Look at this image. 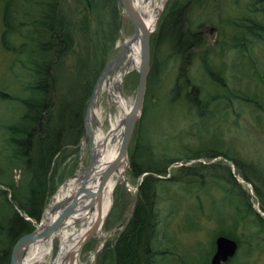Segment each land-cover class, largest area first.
<instances>
[{
  "label": "rangeland",
  "instance_id": "374dc122",
  "mask_svg": "<svg viewBox=\"0 0 264 264\" xmlns=\"http://www.w3.org/2000/svg\"><path fill=\"white\" fill-rule=\"evenodd\" d=\"M38 1L40 8L37 10L42 12L47 0ZM196 1L198 0H167L161 12L162 18L155 29L156 37L165 21L171 22L173 19V23L178 24L182 20L184 30L189 28L190 33H204L205 44H198L185 53L186 60L174 55V42L170 40L152 46L151 76L149 73L142 116L133 129L128 151L133 152L141 136L142 144L148 146L159 160L181 159V162L170 165L165 179L182 164L190 166L204 162L229 167L235 174L244 198L248 197L251 208L264 218L261 210L263 203L256 197L253 186L244 181L231 161L233 159L251 164L264 174V41L255 42L247 52H240L241 49L234 47L238 44L235 40L248 37L242 29L235 26V22L241 25V20L246 16H255L250 12L254 0H199L195 3ZM6 4L9 5L5 14L7 18L4 15ZM177 4L183 5L182 13H174ZM10 5L9 0H0V92L13 99L0 101V128L7 127L20 118L25 111L20 101L29 96L28 88L33 84L29 64L23 63L30 49V38L27 36L30 27L22 26L21 34H18L19 19L23 22L27 18H24L25 14L20 17L13 13L14 7ZM85 5L84 0H64L58 6L57 16L60 14L67 23L63 38L70 48L61 52L55 50L58 52L57 58L61 57L62 64L48 67L52 106L58 99H69L68 90L75 81V68L80 67L82 59L87 60L90 65H96V68L104 66L118 53L119 43L128 41L133 33L131 23L122 7L115 5V0H89L90 9ZM167 6L171 14H168ZM39 16L43 18V15ZM257 20L262 18L257 16ZM6 22L12 24L10 31L6 30ZM53 29L50 42L55 44L52 46L54 52L58 44L55 35L58 36L61 29L57 25ZM22 31H26V34ZM161 31L163 33L164 29ZM52 33L55 36L53 38ZM40 40V43L49 40V35L42 36ZM22 45L21 53L16 52ZM185 61L190 64L186 72H183L186 79L180 75ZM203 62L222 85L219 86L218 81L215 80L216 83L212 80L214 78L205 73ZM97 71L87 75L85 79L83 76L78 79L79 93L85 87L88 90L91 81L98 77ZM186 80L189 81L187 85ZM118 84H122L119 88L122 87L123 97L131 104L130 100H134L138 84L135 69H131ZM81 97L78 95L79 99ZM99 99L101 101L99 100L96 109L100 113V121H96L95 125L92 123V127L95 132L100 130L108 135L119 111L113 105L114 99H107L106 95ZM196 100L200 103L198 106L201 105L199 108L195 105ZM45 123H49L47 118L41 121L42 133L46 131ZM3 131L0 130V168L7 164L6 150L2 149ZM82 138L83 136L75 153L71 151L73 148L70 144L65 145L62 155L53 160L49 171V186L54 187V193L48 200L42 219L46 211L51 209L50 205L63 185L74 176L82 174L89 165V148H94V143L89 146L86 140L84 147H81ZM194 153L202 156L186 160ZM214 153V157H207ZM128 161L129 156L124 171L127 186L121 178L114 188L111 207L102 228L82 244L78 258L81 264H114L111 246L120 235L134 204L133 196L146 175L144 173L139 178L132 176ZM20 176L21 171L15 169L13 178L16 182ZM156 202L159 235L155 244L160 254L153 257V264H209L214 254L213 241L220 235H229V238L238 243L230 264H264V231H259L251 221H240L235 215V198L211 187L197 189L159 183ZM82 225V222H77L73 227H66L63 232L56 233L51 240L48 257L36 264H53L58 256L62 234L72 233L73 229L77 231ZM3 242L2 239L0 251L3 249ZM99 244L102 247L107 245L102 250ZM97 246L101 248H98L99 251L94 256V248ZM26 254L27 252L24 259Z\"/></svg>",
  "mask_w": 264,
  "mask_h": 264
},
{
  "label": "trees",
  "instance_id": "16d2710c",
  "mask_svg": "<svg viewBox=\"0 0 264 264\" xmlns=\"http://www.w3.org/2000/svg\"><path fill=\"white\" fill-rule=\"evenodd\" d=\"M58 1H45L47 5H43L44 11L41 12V10H37L40 8V1L38 0H9L12 4L10 6L14 7L13 13L20 17L26 15L24 18H27L23 22L19 19L18 34H21L22 26L28 25L30 27L27 31V36L30 38L28 40L30 49H28L29 54L23 63L29 64L33 84L28 88L29 96L22 102L20 101L25 107L20 118L11 125L5 126L6 128H0L1 131L6 132L3 131L4 145L2 149L6 150L5 160L7 162L4 168H0V187L2 188H0V242L2 239L5 242V245L3 242V249L0 251V264H9L10 253L15 242L21 236L31 233L41 221L48 200L54 193V187L49 186V171L53 160L62 155L65 145L70 144V147L73 148L71 151L76 152L83 134L82 121L85 109L91 89L96 81V79L91 81L88 90L85 87L79 93L78 79L82 76L85 79L87 75L94 74L96 70H98L97 75H99L103 67L101 65L96 68V65H90L87 60L82 59L80 67L76 66L75 68V81L73 87L68 90L69 99L66 97L58 99L57 103L52 106L51 82L47 71L49 66L62 62L61 57L58 60L54 57L50 42V34L54 31V25L60 17V15L57 16ZM197 2L199 0L195 3ZM251 7L250 12L255 16H246L241 20V25L235 22V26L242 29L248 36L235 40L238 44H235L234 47L241 49L240 52H247L255 42L264 41V0H254ZM8 8L9 5L6 4L4 15ZM181 11H183V5L177 4L174 13H182ZM168 14H171V11ZM39 15H43V18L41 19ZM6 16L5 18H7ZM257 16L261 17L262 20L256 21ZM7 22L6 27L8 28L6 30L10 31L12 24ZM165 22L160 33H158L159 36L151 45L158 46L164 41L170 40V42H174V55L182 59L184 57L186 60L185 53L194 49L198 44L201 46L205 44L204 36L201 33L184 32L182 20L178 24H174L173 19L171 22ZM162 29H164L163 33ZM23 33L25 35L26 31ZM48 35L49 40L40 43L42 36ZM23 46H20L16 52L21 53L20 49ZM188 66L190 64L186 63L180 70L181 77L184 76L183 78H185L183 72H186ZM203 66L206 70L205 73H208L210 78H214L212 80L218 81L219 83L215 82L219 86L222 85L212 75L207 64L203 62ZM188 82L186 80L185 85ZM78 95L82 96L81 99L78 98ZM11 100L13 99L10 96L0 92L1 102ZM250 102L247 101V103ZM199 104L196 100L195 105L198 108L201 106H198ZM42 115H45L44 118L49 120L47 125L45 123L46 131L44 130V133L40 132L38 124ZM215 155L216 153L207 155V157H214ZM201 156L199 153H194L186 160ZM129 158L131 175L136 178L144 175V173L146 175L137 188V203L133 216L111 249L114 264H153V257L160 254L155 244L159 235L156 202L159 183L179 184L185 188H215L237 200L235 215L239 217L240 221H251L259 231H264V219L251 208L247 201L248 197L247 199L244 198L243 192H241V188H239V184L229 167L220 164L218 166L217 164L203 165L200 163L190 166L182 164L165 179L170 165L181 162V159L159 160L149 150L148 146L142 144L141 136L137 140L133 152H129ZM231 161L244 181L253 186L256 197L263 203L261 210L264 213V174L251 164L240 163L233 159ZM15 169L21 171L20 179L17 182L13 178ZM226 237L231 236L227 235Z\"/></svg>",
  "mask_w": 264,
  "mask_h": 264
},
{
  "label": "water",
  "instance_id": "95a60500",
  "mask_svg": "<svg viewBox=\"0 0 264 264\" xmlns=\"http://www.w3.org/2000/svg\"><path fill=\"white\" fill-rule=\"evenodd\" d=\"M85 6L90 9L89 0H84ZM116 4H120L123 11L125 12L128 20L130 21V25H132L134 33L130 40V43L138 42L140 46V54H139V67L137 69L138 73V84L136 88L134 103L131 109L124 115L123 119H121L120 127L122 129V143L118 150L117 157L110 162L104 169V171L100 174L98 178V184L95 188H92L91 184L94 182L93 173V163L95 161L94 153H92V148H89L90 158L89 165L87 169L81 174V181L79 183L78 189L70 194L69 197L63 199L62 201L55 204L52 207L51 211H57L56 218L47 224L44 222H40L39 227L34 229L29 234H25L20 237L12 247L9 264H23V255L25 251L33 246L34 244L39 243L41 240L52 237L56 232L60 231L63 227H65L66 223L75 215L78 216L79 211L84 214H90L94 209L99 210L101 206V202L103 199V192L105 187L107 186L111 178L116 175L119 170L122 168L123 164H127V151L129 148V143L131 141V136L133 133V129L138 123L139 119L142 116V107L143 101L145 97V90L147 85V79L149 77V57H150V37L151 30L147 28L142 19L133 7V0H116ZM162 10H158V19L161 15ZM212 32V30H211ZM129 45V44H128ZM129 46H125L124 50L120 54V58L118 62L115 64L113 61L108 62L100 76L98 77L94 87L90 99L88 100V105L85 111L84 117V134L86 140L89 143V146L92 144V136L90 134V113L92 107L95 104V101L98 97L101 84L103 80L116 68L119 67L120 63L123 60L125 50L128 49ZM45 115L41 116V119H44ZM39 124V128L41 126V121ZM124 173L122 174V177ZM92 177V178H91ZM91 186V187H90ZM135 203V202H134ZM80 214V213H79ZM100 225V221H96L85 233V237L83 238L81 245L90 238L97 230ZM215 242V252L210 260V264H224L232 258L237 250L236 242L228 239L224 236H219L216 238ZM70 254V253H69ZM70 260L73 259L72 254L68 257ZM67 259V257L65 258ZM72 264V263H71Z\"/></svg>",
  "mask_w": 264,
  "mask_h": 264
},
{
  "label": "bare ground",
  "instance_id": "6f19581e",
  "mask_svg": "<svg viewBox=\"0 0 264 264\" xmlns=\"http://www.w3.org/2000/svg\"><path fill=\"white\" fill-rule=\"evenodd\" d=\"M167 0H134L133 5L135 9L141 14L143 17V20L145 22V25L149 27V30L153 31L155 30L156 24H157V12L159 9L163 7V4ZM127 42V41H126ZM119 43V51L126 43ZM133 47V52L137 56L139 54V45H131ZM118 51V53H119ZM118 53L111 58V60L115 61L118 58ZM60 64L56 63L54 64L56 66H60ZM53 65V66H54ZM116 83H119L117 81ZM113 87V85L111 86ZM110 87V88H111ZM112 99L118 101L115 102L113 105L116 106L118 109L122 107L126 112H128L129 109L133 106L134 100H130L131 104L128 103L126 98L123 97L122 91H120L119 98L117 99L116 94L111 95ZM91 113L89 115L90 117V134L92 136V142L94 143V148H92V153H94L95 161L93 163V173L94 175V182L91 184L92 188H95L98 184V178L100 177V174L104 171L105 167L112 162L118 155L119 147L122 143V129H117V125L111 126V132L108 135H104L101 131L96 132L95 134L92 133L91 128V122H93V116L95 115L94 108L90 110ZM121 114V111L118 112V116ZM92 119V121H91ZM98 121H100V117L98 118ZM84 134V127H83V134ZM113 143V145H112ZM86 144L85 136H83L80 146L84 147ZM82 154H84V149H82ZM129 156V151H127V157ZM127 164L124 165V167ZM124 167L121 168V170L114 175L111 180L106 183L107 186L105 187V190L103 192V199L101 202L100 209H94L90 214H84L81 211H79L78 216H73L63 227L60 231L63 232L66 227H73L74 224L77 222H82L83 227L76 231V229H73L74 231L72 233H66L64 232L62 234V242L60 245V249L58 251V256L56 261L53 264H80L79 263V251H80V244L85 237V233L87 230L96 222L100 221L102 223L107 216L110 207H111V195L116 187V185L119 183L121 179V174L124 171ZM92 178V177H91ZM81 181V174H79L75 179L69 180L60 191H58L57 195L55 196L54 201L51 203L50 207H53L56 203L60 202L63 199H66L67 197L72 195L78 187L79 183ZM90 186V187H91ZM57 215V211H51L47 210L45 213L44 224H47L49 222H52ZM102 228V227H101ZM100 228V229H101ZM57 232L58 233H60ZM100 230L96 231L97 234ZM55 235V234H54ZM53 235V236H54ZM52 237H49L47 239L41 240L39 243L34 244L32 247H30L27 251L26 259L23 260V264H36L37 262L40 263L41 259L48 257L50 250H51V240ZM102 238V237H101ZM72 254L73 259L70 260L68 257L70 254ZM67 257V259H65Z\"/></svg>",
  "mask_w": 264,
  "mask_h": 264
},
{
  "label": "flooded vegetation",
  "instance_id": "af4514ba",
  "mask_svg": "<svg viewBox=\"0 0 264 264\" xmlns=\"http://www.w3.org/2000/svg\"><path fill=\"white\" fill-rule=\"evenodd\" d=\"M64 0H60L59 1V3H58V6H60L61 4H62V2H63ZM56 25L58 26V27H60V34H58V36L57 35H55L56 36V40H57V42H58V44H57V47L54 49V57L55 58H57V56H58V52H61V51H64L65 49L67 50L68 48H70V46L68 45V43H67V41H66V39H64L63 38V36L65 35V27L67 26V23H66V21H64V18H62V16L61 17H58V19H57V21H56ZM212 32H210V34H211ZM202 35L204 36V33L202 32ZM54 36V33H52V36H51V38H53V37H55ZM51 45L53 46H55V44H52L51 43ZM55 50H60V51H58V52H55ZM56 60H58V58L56 59Z\"/></svg>",
  "mask_w": 264,
  "mask_h": 264
}]
</instances>
